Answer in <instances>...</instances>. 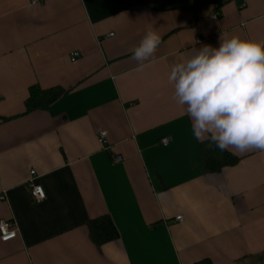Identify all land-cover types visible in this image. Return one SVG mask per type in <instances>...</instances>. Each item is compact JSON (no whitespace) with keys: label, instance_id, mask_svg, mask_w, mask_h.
Listing matches in <instances>:
<instances>
[{"label":"crops","instance_id":"crops-1","mask_svg":"<svg viewBox=\"0 0 264 264\" xmlns=\"http://www.w3.org/2000/svg\"><path fill=\"white\" fill-rule=\"evenodd\" d=\"M154 1L0 0V220L19 230L0 264H264V153L205 172L168 82L221 35L264 41V0ZM149 29L162 42L139 65ZM33 85L66 94L26 112ZM103 215L119 237L98 245L88 223Z\"/></svg>","mask_w":264,"mask_h":264},{"label":"clouds","instance_id":"clouds-1","mask_svg":"<svg viewBox=\"0 0 264 264\" xmlns=\"http://www.w3.org/2000/svg\"><path fill=\"white\" fill-rule=\"evenodd\" d=\"M161 42L149 29L131 59L143 65ZM168 82L197 140L234 155L264 153V41L221 35L218 47L193 48L187 59L174 62Z\"/></svg>","mask_w":264,"mask_h":264},{"label":"trees","instance_id":"trees-1","mask_svg":"<svg viewBox=\"0 0 264 264\" xmlns=\"http://www.w3.org/2000/svg\"><path fill=\"white\" fill-rule=\"evenodd\" d=\"M180 0H167L163 4L178 6ZM134 3H146L159 6L154 0H133ZM66 94V90L60 87L42 89L38 85L30 87V93L26 99V112L36 109H49L61 97ZM203 152L202 164L207 173L220 172L223 168L234 166L238 163L239 157L230 151L221 152L218 149L209 148L207 141L201 143ZM89 230L93 241L100 245L119 237V231L109 215H103L92 219L89 223ZM194 264H213L210 259H203Z\"/></svg>","mask_w":264,"mask_h":264},{"label":"built area","instance_id":"built-area-1","mask_svg":"<svg viewBox=\"0 0 264 264\" xmlns=\"http://www.w3.org/2000/svg\"><path fill=\"white\" fill-rule=\"evenodd\" d=\"M42 0H31V4L39 3ZM220 16V13H215L213 17L215 19H218ZM80 56V53L78 51H74L71 53L70 59L71 61H76L77 58ZM108 131L106 129L100 128L98 130V140L99 142L104 145L106 149L109 148L108 143ZM162 143L164 145H167L169 143V140L167 138H164L162 140ZM123 159L120 155H113V162L119 163ZM32 193L37 199L42 200L45 198L46 194L44 189L41 186L34 185L32 188ZM178 221H183V216L179 215L176 217ZM18 226L17 223L14 220H0V239L4 242L15 239L18 236Z\"/></svg>","mask_w":264,"mask_h":264}]
</instances>
